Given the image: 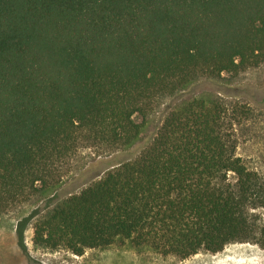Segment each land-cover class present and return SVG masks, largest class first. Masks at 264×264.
Here are the masks:
<instances>
[{
  "label": "trees",
  "instance_id": "1",
  "mask_svg": "<svg viewBox=\"0 0 264 264\" xmlns=\"http://www.w3.org/2000/svg\"><path fill=\"white\" fill-rule=\"evenodd\" d=\"M261 63L264 0H0V216L55 187L81 147L134 144L160 100ZM227 115L210 99L171 110L136 159L38 222L34 244L264 250V176Z\"/></svg>",
  "mask_w": 264,
  "mask_h": 264
},
{
  "label": "rangeland",
  "instance_id": "2",
  "mask_svg": "<svg viewBox=\"0 0 264 264\" xmlns=\"http://www.w3.org/2000/svg\"><path fill=\"white\" fill-rule=\"evenodd\" d=\"M194 99L216 100L226 106L227 120L234 124L237 155L264 176V63L235 74L224 73L220 79L200 78L176 96L160 100L134 144L114 150L95 145L81 147L57 167L55 187L0 216V264H264V250L248 243L230 244L216 254L202 251L187 259L121 239L105 248L87 249L83 256L34 244L38 222L109 170L136 159L151 145L170 111Z\"/></svg>",
  "mask_w": 264,
  "mask_h": 264
}]
</instances>
